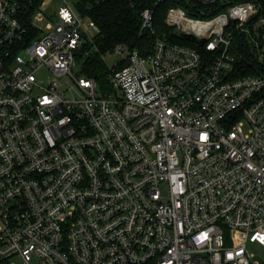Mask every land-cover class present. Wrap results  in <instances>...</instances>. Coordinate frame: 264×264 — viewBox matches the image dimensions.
Here are the masks:
<instances>
[{
    "label": "built area",
    "instance_id": "built-area-1",
    "mask_svg": "<svg viewBox=\"0 0 264 264\" xmlns=\"http://www.w3.org/2000/svg\"><path fill=\"white\" fill-rule=\"evenodd\" d=\"M190 1L101 84L89 15L0 0V264H264V0Z\"/></svg>",
    "mask_w": 264,
    "mask_h": 264
},
{
    "label": "trees",
    "instance_id": "trees-1",
    "mask_svg": "<svg viewBox=\"0 0 264 264\" xmlns=\"http://www.w3.org/2000/svg\"><path fill=\"white\" fill-rule=\"evenodd\" d=\"M35 6L42 0H34ZM178 0H80L76 4L83 14L89 15L99 26L100 32L95 38V47L84 64L83 73L93 77L98 83L106 82L107 67L103 55L113 50L117 44H123L129 49H139L142 53L150 51L159 33L168 32L171 28L166 23L169 8L177 4ZM243 0H227L226 5ZM189 14L196 17H207L202 5L190 0H179ZM151 8L154 12L156 34L145 30L142 12ZM121 63L119 67H123Z\"/></svg>",
    "mask_w": 264,
    "mask_h": 264
},
{
    "label": "rangeland",
    "instance_id": "rangeland-1",
    "mask_svg": "<svg viewBox=\"0 0 264 264\" xmlns=\"http://www.w3.org/2000/svg\"><path fill=\"white\" fill-rule=\"evenodd\" d=\"M61 0H56V2H60ZM71 1L73 4H77L78 1L80 0H69ZM104 59H105V62L110 66H114L118 63H120V61L122 60V55L119 54L118 52H115L113 50H110L108 52H106L104 54ZM78 71V69H75V73ZM48 75L47 71L45 70H42L41 73H40V76L45 78L46 76ZM72 81H68V84L71 83ZM251 252H253L254 254H256V257L258 258H261V257H264V247H261L257 244H254L251 246Z\"/></svg>",
    "mask_w": 264,
    "mask_h": 264
},
{
    "label": "water",
    "instance_id": "water-1",
    "mask_svg": "<svg viewBox=\"0 0 264 264\" xmlns=\"http://www.w3.org/2000/svg\"><path fill=\"white\" fill-rule=\"evenodd\" d=\"M190 35H192V36H197L193 31L190 32ZM201 37H202V36H201ZM129 63H130V61L127 62V64H129Z\"/></svg>",
    "mask_w": 264,
    "mask_h": 264
}]
</instances>
